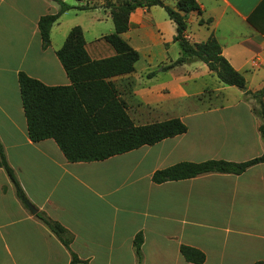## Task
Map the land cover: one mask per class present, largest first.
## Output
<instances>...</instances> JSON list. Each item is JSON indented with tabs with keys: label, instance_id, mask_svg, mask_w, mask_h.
I'll return each mask as SVG.
<instances>
[{
	"label": "crops",
	"instance_id": "crops-1",
	"mask_svg": "<svg viewBox=\"0 0 264 264\" xmlns=\"http://www.w3.org/2000/svg\"><path fill=\"white\" fill-rule=\"evenodd\" d=\"M63 1L88 7L64 10L51 24L48 44L42 47L36 22L56 12L57 2L0 0V144L23 192L22 198L16 196L0 167V264H68L70 252L85 264H137L132 247L137 233L142 237L139 264H193L180 255V244L204 254L199 264H264V161L239 174L210 172L161 183L150 180L154 170L176 162H241L264 149L254 112L258 108L249 94L237 89L239 97L226 103V87L198 59L166 67L178 54L167 58L166 46L175 43V30L160 6L137 7L129 13L127 29L120 36L138 58L133 71L110 80L129 116L130 110L135 118L148 119L138 122L130 116L135 124L170 118L165 116V105L175 88L182 96L192 95L197 105L177 117L186 130L86 162H67L51 138L28 139L17 73L45 85L68 84L54 51L74 25L82 30L89 58L114 52L101 38L113 30L112 22L107 25L111 19L103 7L105 0ZM195 1L200 12L187 13L184 37L195 43L213 35L221 55L243 76L245 88L259 89L264 85V0ZM163 2L173 7L175 0ZM257 74L262 75L261 84L248 88L246 77ZM185 83L192 93L183 89ZM206 95L208 101L202 104ZM23 198L35 213L28 211ZM38 215L67 231V247Z\"/></svg>",
	"mask_w": 264,
	"mask_h": 264
},
{
	"label": "trees",
	"instance_id": "trees-1",
	"mask_svg": "<svg viewBox=\"0 0 264 264\" xmlns=\"http://www.w3.org/2000/svg\"><path fill=\"white\" fill-rule=\"evenodd\" d=\"M54 1L58 4V10L40 16L36 22L42 47L48 44L51 24L64 10L88 7L85 4L69 5L63 0ZM152 5L160 6L174 23L172 40L178 47V55L166 67L198 59L223 84L235 86L245 94L258 98L259 109L254 112L260 120L257 129L264 146V103L261 101L264 85L253 92L246 89L243 76L221 55L219 44L213 35L209 34L203 41L195 43H190L184 37L187 13L200 12L195 0H175L173 7L165 4L163 0H105L103 7L108 8L113 30L101 38L114 52L99 59L89 58L84 49L81 28L77 25L71 26L61 45L54 51L68 78V84L45 85L24 72L17 73L20 103L26 134L30 141L51 138L67 162H86L103 160L141 145H151L186 130L185 125L177 117L135 124L126 111L125 101L110 80L113 76L133 71V64L138 58L136 50L120 36L127 29L129 13L137 7ZM263 161L264 149L260 155L241 162L221 159L180 161L154 170L150 180L153 183H161L210 172L239 174L248 166ZM0 167L11 181L16 196L22 198L23 192L12 169L5 161L1 144ZM38 216L61 244L67 247L70 241L67 231L56 221ZM141 242V234H135L132 247L137 264L141 258L139 249ZM178 251L187 262L199 264L204 260V254L192 246L180 244ZM68 264L85 262L70 252Z\"/></svg>",
	"mask_w": 264,
	"mask_h": 264
},
{
	"label": "rangeland",
	"instance_id": "rangeland-1",
	"mask_svg": "<svg viewBox=\"0 0 264 264\" xmlns=\"http://www.w3.org/2000/svg\"><path fill=\"white\" fill-rule=\"evenodd\" d=\"M107 25L109 27H111V21L108 20L107 22ZM111 32V31H110ZM87 37V36H86ZM176 54H178V47L176 45V43H173L171 46H166V55H167V58L168 59H173ZM177 57V56H176ZM175 57V58H176ZM174 60V59H173ZM143 60L141 59L140 60V63L139 65H142L143 64ZM139 69V68H138ZM137 69V70H138ZM139 71V70H138ZM179 70H175V72H177ZM261 78H262V75L261 74H257V75H254L252 77H246V85L248 88H257L260 84H261ZM202 80L204 81L205 79L202 78ZM205 82H208L209 86H214V83L212 81H209V80H205ZM190 83V82H189ZM189 83H185L184 84V90L186 91L187 94H190L192 93V89H187L185 86ZM152 85V83H151ZM223 87H226L224 88L223 92H224V98H226V103H234L235 102V98L236 97H239V93H238V90L235 86H228V85H224V84H221ZM175 84H174V88H175ZM212 88V87H210ZM122 92H124V90L122 89ZM252 96L248 95V98L251 99L252 101V104L259 109V105H258V98H251ZM258 97V96H257ZM212 100L213 102L216 101V99H210ZM202 101V100H201ZM208 101V96L206 95L205 96V102H203L202 104H205L207 103ZM223 100V102H225ZM197 105V101L195 100V98L192 96V95H188V96H182L180 94V90L175 88L174 89V92L170 95V98H169V101H167L166 105H165V112H166V115L165 116H168V117H178L180 115V113L183 111V110H186V109H189L191 108L192 106H195ZM129 113H130V116H132V118L136 119L138 122H142L144 120H148V119H141L140 118H135V115L132 114L129 110ZM164 114V113H162ZM157 116H160V117H155V118H160V119H163L165 117H161V115H157ZM139 119V120H138ZM108 180H111V178H108ZM161 193H156L154 195V197L157 195L159 196ZM152 197V198H154ZM23 202V201H22Z\"/></svg>",
	"mask_w": 264,
	"mask_h": 264
},
{
	"label": "water",
	"instance_id": "water-1",
	"mask_svg": "<svg viewBox=\"0 0 264 264\" xmlns=\"http://www.w3.org/2000/svg\"><path fill=\"white\" fill-rule=\"evenodd\" d=\"M24 205L27 207L28 211L33 214L35 213L36 209L34 208V206L26 199H22Z\"/></svg>",
	"mask_w": 264,
	"mask_h": 264
}]
</instances>
